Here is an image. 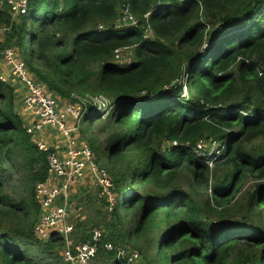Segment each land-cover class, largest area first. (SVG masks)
<instances>
[{"label":"trees","instance_id":"1","mask_svg":"<svg viewBox=\"0 0 264 264\" xmlns=\"http://www.w3.org/2000/svg\"><path fill=\"white\" fill-rule=\"evenodd\" d=\"M125 6L134 27L117 26ZM0 24L8 28L0 52L14 51L58 111L61 101L82 104L70 138L88 144L114 185L110 212L99 188L101 197L88 198L90 208L102 204L92 264H125L107 243L138 252L144 264H264V0H28L16 17L0 0ZM118 48H131V64L114 60ZM3 77L0 264H66L62 239L33 237L40 216L33 185L46 177V154L27 135L23 98L19 105ZM99 96L105 116L89 100ZM38 137L64 155L56 130ZM202 142L222 147L214 166L222 175L196 152ZM24 167L28 195L12 199L6 176ZM84 172L81 183L91 179ZM246 180L253 187L243 193ZM74 223V243L89 242L94 228Z\"/></svg>","mask_w":264,"mask_h":264},{"label":"built area","instance_id":"2","mask_svg":"<svg viewBox=\"0 0 264 264\" xmlns=\"http://www.w3.org/2000/svg\"><path fill=\"white\" fill-rule=\"evenodd\" d=\"M9 4L12 6L13 11L25 14L28 0H10ZM120 23L128 27H134L137 24L127 6L122 11ZM104 29L103 26H99V30ZM130 49L118 48L114 50V60L124 62L123 65L131 64L132 60L131 58L128 59L127 55ZM4 54L7 62L15 66L13 74H20L29 89L28 95L23 100L22 109L34 123L27 128V134L34 138L41 134L45 128H49L60 133L67 144L64 156L60 157L57 153L49 152L47 144L37 143L39 151L47 154V177L44 181L36 182L34 185V198L41 207L38 224L33 230L34 237L40 240H47L51 237L62 239L65 246L61 257L66 264H92L100 248L102 234L100 230L94 229L91 232V241L78 244L70 241L74 227L68 223L67 197L72 189V184L84 179V171L88 167L94 185L100 189L102 196L107 199L109 211L113 208L115 199L113 196L114 186L106 172L94 162L93 153L88 145L82 143L78 146L74 139L70 138V134L75 131V126L70 128L68 121H79L80 115H83L84 112L83 106L68 103L62 110L58 111L55 101L45 95L41 86L33 85L25 79L22 64H19L13 58L14 54L12 55L11 52L8 53L7 51ZM89 99L97 105L107 107L106 100L102 96ZM97 109L99 110L98 107ZM214 144L216 143H212V148ZM206 148L207 144L202 142L198 144L196 152L202 154V157L207 156L206 163L212 167L221 156L222 147L218 143L217 151H211V154L210 151L206 152ZM58 200L62 201L61 204L64 206L56 207L54 204ZM103 249L107 252H114L116 258L123 259L126 264H142L141 257L137 252L115 247L110 243L104 244Z\"/></svg>","mask_w":264,"mask_h":264},{"label":"rangeland","instance_id":"3","mask_svg":"<svg viewBox=\"0 0 264 264\" xmlns=\"http://www.w3.org/2000/svg\"><path fill=\"white\" fill-rule=\"evenodd\" d=\"M7 1L9 2L10 0H7ZM6 7L9 8V10H10V12L12 14V17L19 16V12H15V11L11 10V7H10V5L8 3H6ZM0 25H1V27H0V41H1V39L6 34L8 28H7V26H2V24H0ZM117 26H123V25H120V23L118 22ZM145 36H149V33L145 34ZM6 50H7L8 53L11 52L12 55L14 54V51L12 49H10V48L9 49L5 48L4 50H2V52H0V74L3 75V76H6V78L9 80L11 85L15 87V91L17 92V94H18L17 96L19 97V99L16 98V102L20 105L21 99L26 97L27 95H26L24 86L19 81L14 80V79H9V75H8L9 74V68L3 64V63H5L6 65L10 64L5 59V54L4 53H5ZM132 52L133 51L131 49H130L129 52H127L128 59H130V58H131V60L133 59V53ZM13 58L15 60H17L14 57V55H13ZM120 63L122 64L124 62H120ZM186 92H187V90L184 87L183 94L185 95ZM67 103H69V102L61 101V104L63 106H65V104H67ZM19 105H18V110H19ZM98 108H99L98 111L100 113H102V115H104V116L107 115V113L110 110L109 108L104 107L102 105H98ZM21 115H22V111H21ZM82 116L83 115L81 114L79 121H81ZM22 120H23V122L25 124V127H26L28 125V119L25 116L22 115ZM68 126L70 128H72L74 126V122H72V120H69L68 121ZM49 130H51V129L45 128L43 130V133H47ZM58 138L60 139L59 136H58ZM59 139L54 141V143L58 142L57 144H63V141H61ZM34 140L41 141V142H43L45 140L47 142L48 139L44 138V140H42L39 137H36V138L34 137ZM36 141H35V143H36ZM206 144H207V147L209 148L208 143H206ZM217 147H218V144H214L213 148H209L210 154H211V151L212 152H216L217 149H218ZM206 151H208V150H206ZM200 155H202V154H200ZM214 166H215V163L211 167L212 168V174L216 175V177L218 175H222L223 170H219V169L216 170L214 168ZM35 169L37 170V167L33 168V170H35ZM33 170H30V171H33ZM29 175H30L29 170H27V168L24 167V168H16L15 170H12L11 173H9L6 176L7 182L5 184V188L4 189H6V193L9 194L12 197V199L18 200V199L25 198L28 195V192H27L28 183H27L26 179L29 178ZM252 187H253V182L251 180H246L243 183V185H242L241 192L244 193L245 191L249 190ZM98 190L99 189L94 185V181L92 179H90L89 176L81 184H78V185L72 184V190H71L69 199H70L71 196H76V195H77V199L73 200L72 202H70V206L68 207V213H69V220L68 221H69V223L75 224L74 223L75 219H78V220H83L84 219L85 221L88 222L87 228H89V229L94 228V223L99 221V218H98V215H97V211L102 209V207H101L102 204H101V199H100V200H98L96 202V204L92 208H90L91 204H89L90 202L88 201V198L91 195H93V197H97V196L101 197L100 194H98L99 193ZM203 194L206 195V198L210 199V194H211L210 190H208L207 192L204 191ZM60 202L61 201L58 200V201L55 202L54 205L56 207L64 206ZM81 216H82L83 219L81 218ZM72 234H71V237H70V241L75 242L74 241L75 238L73 237ZM125 249H128V248H125ZM142 264H144L143 260H142Z\"/></svg>","mask_w":264,"mask_h":264},{"label":"clouds","instance_id":"4","mask_svg":"<svg viewBox=\"0 0 264 264\" xmlns=\"http://www.w3.org/2000/svg\"><path fill=\"white\" fill-rule=\"evenodd\" d=\"M6 3H8L9 4V2L6 0L5 1ZM10 5V4H9ZM10 7H11V10H12V6L10 5ZM28 7V6H27ZM26 13H27V9H26ZM25 13V14H26ZM20 14V13H19ZM25 14H20V15H25ZM7 51V50H6ZM5 51V52H6ZM11 64V63H10ZM20 64H22V70H23V72L25 71L24 69H23V63H20ZM6 65V64H5ZM11 65H13L14 66V64H11ZM7 66V65H6ZM14 68H15V66H14ZM14 68H13V70H14ZM12 74H13V72H12ZM17 74V73H16ZM13 75H15V74H13ZM19 76H20V79H21V81L22 82H24L25 84H26V82L25 81H23L22 80V77H21V75L20 74H18ZM24 76H25V72H24ZM4 77L3 76H0V81H2V82H4ZM25 79H26V77H25ZM27 80V79H26ZM28 81V80H27ZM26 86H27V84H26ZM27 92L29 93V89H28V86H27ZM28 93H27V95H28ZM25 98V97H24ZM24 98L22 99V104H21V111H22V114L28 119V125L26 126V133H27V128L28 127H30L34 122H33V120L32 119H30V116L27 114V113H25V112H23V109H22V105H23V100H24ZM89 98H91V97H89ZM90 100V99H89ZM68 104V103H67ZM71 104H81V103H71ZM66 105V104H65ZM82 105V104H81ZM63 108H64V106H63ZM62 108V109H63ZM61 109V110H62ZM60 111V110H59ZM84 113V112H83ZM74 126H75V122H74ZM28 135V134H27ZM40 135V134H39ZM39 135H37V136H35V138L36 137H38ZM28 136H30L31 138H32V136L31 135H28ZM33 140H34V138H32ZM36 140H34V142H35ZM38 142H41V141H36V143H35V145H36V147H37V143ZM43 143V142H42ZM64 153H65V151H66V148H67V144H66V142H65V140H64ZM87 144L86 142H79V144H77L78 146L80 145V144ZM88 145V144H87ZM37 149H38V147H37ZM39 150V149H38ZM41 152V151H40ZM42 153V152H41ZM46 154V153H45ZM60 157H63V156H61L60 154H58ZM46 156H47V154H46ZM45 161H46V158H45ZM98 165V164H97ZM99 166V165H98ZM99 168H102V167H100L99 166ZM104 171H105V169L104 168H102ZM106 172V171H105ZM107 174V173H106ZM45 175H46V177H47V164H46V173H45ZM46 177H45V179H46ZM44 179V180H45ZM43 180V181H44ZM83 180H81V181H79V182H76V183H74L75 185H78V184H81V182H82ZM38 182H40V181H38ZM42 182V181H41ZM35 185V184H34ZM34 185H33V199L35 200V198H34ZM114 186V185H113ZM72 190V189H71ZM114 191V190H113ZM70 193H71V191H70ZM70 193H69V195H68V197H67V205H66V210H67V206H68V200H69V196H70ZM114 196V195H113ZM36 201V200H35ZM37 202V201H36ZM60 203H62V201L60 202ZM108 203V202H107ZM39 206H40V204H39ZM112 210V209H111ZM108 211H109V204H108ZM110 212V211H109ZM67 213H68V210H67ZM40 215H41V207H40ZM40 217V216H39ZM68 220H69V213H68ZM39 221V220H38ZM68 223H69V221H68ZM38 224V223H37ZM71 224V223H70ZM72 225V224H71ZM73 226V225H72ZM74 227V226H73ZM74 229V228H73ZM95 229V228H94ZM93 229V230H94ZM34 230V229H33ZM92 230V231H93ZM91 231V232H92ZM91 232H90V241H91ZM101 232V231H100ZM102 234V233H101ZM34 237V236H33ZM51 238H54V237H51ZM51 238H48L47 240H49V239H51ZM40 240V239H39ZM101 240V239H100ZM43 242H45L46 240H42ZM74 243V242H73ZM83 243H86V242H83ZM74 244H78V243H74ZM113 245V244H112ZM113 246H115V245H113ZM103 247V246H102ZM115 247H120V248H124V247H121V246H115ZM125 249V248H124ZM105 250V249H104ZM126 250H128V249H126ZM106 251V250H105ZM129 251V250H128ZM107 252V251H106ZM134 252H136V251H134ZM138 253V252H137ZM139 254V253H138ZM141 257V256H140ZM115 259H117L116 258V254H115ZM141 261H142V258H141ZM93 262V261H92ZM126 264V263H125Z\"/></svg>","mask_w":264,"mask_h":264},{"label":"crops","instance_id":"5","mask_svg":"<svg viewBox=\"0 0 264 264\" xmlns=\"http://www.w3.org/2000/svg\"><path fill=\"white\" fill-rule=\"evenodd\" d=\"M54 139H55V141L58 140L57 137H54ZM57 143H58V142H56L55 144H56V145H59V144H57Z\"/></svg>","mask_w":264,"mask_h":264}]
</instances>
